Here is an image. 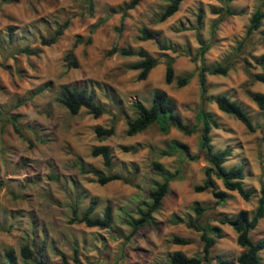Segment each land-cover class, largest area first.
I'll return each instance as SVG.
<instances>
[{
    "label": "rangeland",
    "instance_id": "1",
    "mask_svg": "<svg viewBox=\"0 0 264 264\" xmlns=\"http://www.w3.org/2000/svg\"><path fill=\"white\" fill-rule=\"evenodd\" d=\"M91 1L89 10L86 0H0V264H7L3 253L8 249L14 253L13 264H32L20 258L22 245L33 253L42 246L47 264H62L61 260L66 264H167V256L173 251L193 256L201 250L198 232L184 224L172 225L173 216L193 218L191 208L195 203L207 207L199 217L200 224L216 226L220 214L233 216L239 210L251 216L258 190L264 186V110L247 96V92L264 95V85L250 77L262 72L253 60L264 54V21L244 38L252 12L256 8L264 12V0H232L228 7L234 15L219 23L212 40L209 28L217 15L210 10L221 7L223 0H182L177 11L161 23H155L154 16L167 0H139L122 21L117 8L129 0ZM64 21L67 26L56 42L40 46L39 37H47ZM143 26L155 31L156 39L139 41L138 31ZM9 27L13 28L10 41ZM76 38L81 40L72 48L77 67L68 68L63 56ZM208 41L212 45L203 55L204 64L230 65L225 76L206 77L207 95H224L238 103L254 127L252 132L247 131L213 103L204 107L218 124L209 132L212 150L230 149L224 168L242 166V184L251 194L247 201L232 191L222 204H214L209 190H192L204 178L206 164L201 157L192 162L178 152L160 154L174 140L185 144L191 155L197 154L198 130L190 136L174 129L161 134L152 124L134 136L124 134L125 121L135 113L131 103L137 101L148 107L154 89L166 94L184 123L195 124L197 52L199 42ZM162 45L169 48L160 50ZM112 46L132 51L141 48L156 64L144 80L137 81V71L127 67L138 59L116 54L105 57ZM23 47L39 49V53L30 56L14 51ZM166 57L173 58L174 79L189 77L184 87L176 88L173 82L164 84ZM63 84L91 92L104 113L96 119L84 109L73 116L68 114L55 99ZM11 114L16 115L22 137L11 128ZM112 121L114 134L96 138L93 128L107 127ZM94 146L108 147L109 170L103 167L100 157L90 156ZM152 162L170 172L177 171L180 179L169 181L160 209L152 214L155 226L142 227L131 236L124 219L127 215L135 217L134 209L148 202V191L162 182V177L151 169ZM89 169L104 175L117 173L131 183L98 185L95 176L84 173ZM213 181L216 190H223L218 180ZM93 198L96 204L92 216H101L104 206H111L113 220L109 228L67 223L73 208L81 215ZM219 228L222 238L211 247L209 256L213 260L209 264H237L234 259L243 249L236 245L229 226ZM172 235L190 243L173 245ZM248 236L253 242L264 240V218ZM257 256L264 260V248Z\"/></svg>",
    "mask_w": 264,
    "mask_h": 264
},
{
    "label": "trees",
    "instance_id": "2",
    "mask_svg": "<svg viewBox=\"0 0 264 264\" xmlns=\"http://www.w3.org/2000/svg\"><path fill=\"white\" fill-rule=\"evenodd\" d=\"M182 0H167L161 11L154 16L155 23H161L167 18L172 16L178 9V5ZM232 0H223L221 7L217 9H211L210 13L217 15V17L211 22L209 28V38L212 40L215 36V31L219 23L227 16L234 15V12L230 10L228 4ZM139 0H129L127 3L119 6L117 12L120 13V21L126 16V12L131 10L138 4ZM89 10L92 8V1L86 0ZM197 22L200 21L201 15H197ZM264 21V12L260 8H256L248 19V25L245 30L244 38H248L254 31H256L261 22ZM67 21L56 25L54 30L47 36L39 37V45L47 46L56 42L57 38L61 35L62 31L66 28ZM13 28H8V40L10 41L11 32ZM157 37V33L146 27H141L138 31V40L147 41L154 40ZM261 40L264 42V33L261 35ZM81 40L76 38L71 48L67 50L63 56V61L68 68H76L77 62L72 54V48L80 43ZM85 44L89 43V39L84 41ZM212 41L206 43L199 42L197 57L199 64L195 67L196 82L198 89V106L194 114L195 124L190 126L184 123L178 114L175 112L173 102L166 96V94L159 90L154 89L151 94L150 104L145 107L141 102H132L131 105L134 108V116L131 119L125 121L124 134L128 137L134 136L143 132L150 125L155 124L158 132L166 134L170 129H174L185 136H190L198 130L197 138V154L191 155L187 149V146L178 141H170L168 150L160 151L161 155L171 156L178 152L181 157L189 161H196L199 157L205 162L206 166L203 168V181L200 185H194L192 187L193 192L200 193L209 190L212 196L215 198L214 204H222L227 197V192L234 191L244 201H247L250 197V192L244 189L242 184L243 168L240 165L232 166L230 168H224L223 163L230 156V149L225 147L216 151L212 150L210 144L209 132L210 129L218 128V124L210 112L205 110L207 103H213L217 110L232 116L235 120L241 123L247 131L252 132L254 127L250 123V120L242 107L235 101L229 100L224 95L208 96L206 90V77L207 76H225L229 70L228 62H221L218 64L206 66L204 64L203 55L211 47ZM168 46H159L160 50H167ZM16 53L24 55H36L39 53V49H28L23 47L18 50H14ZM118 55L120 57H136L138 60L128 65V69L137 71L136 80L142 81L146 78L148 72L155 66L156 60L152 58L146 51L139 48L132 51L130 48H117L112 46L104 54L105 57L111 55ZM254 63L262 69V72L251 74L252 80L260 82L264 85V54L259 55L254 60ZM245 62V61H244ZM173 58L166 57L164 60V74L163 82L168 85L174 83L176 88L184 87L189 77L173 78ZM245 66L248 68L249 64L245 62ZM248 98L256 105L259 110H264V95L256 92H247ZM56 102L66 109L68 114L76 115L80 109H84L87 114L96 119L104 113V109L94 101V96L91 92H87L84 88H77L73 85H60L56 94ZM11 128L13 132L22 137L19 133L16 124V115L11 114L9 116ZM116 120L115 117L113 121ZM107 127L95 126L93 133L98 139H105L111 137L114 134V123ZM91 157H100L102 165L105 169L109 170L111 167V156L107 146H94L90 149ZM151 169L162 177V182L155 183L153 188L148 191V202H143L140 206L134 209L135 217L127 215L124 219L125 225L130 229V235H134L140 228L147 226H155V221L152 216L157 212L161 206V200L168 191L169 181L178 180V172H170L163 168L160 163L152 162ZM84 173H90L95 176V182L98 185H104L111 181H120L124 184H130L131 180L117 173L102 174L99 171L89 169ZM213 179L219 180L223 190H216ZM95 199H90L87 208L81 215H78L76 210H71V216L68 219L69 224L82 223L86 227H94L98 229H107L110 227L113 215L110 205H105L101 216H92L95 209ZM194 217L187 216L186 220H183L177 216H173L170 220L172 225L184 224L187 228L192 229L199 234V241L201 243V250L193 256H186L180 251H173L167 256V264H209L213 258L209 251L215 244L216 239L222 238V233L219 225L229 226L235 234V243L243 250L235 257L234 261L237 264H264V260L261 261L257 254L264 248V240L260 239L255 242L251 241L248 233L253 229L259 220L264 218V186H260L258 190V198L256 200V206L251 216H249L246 210H239L233 216H227L220 214L215 220L216 226H209L208 224H200V215L207 210V207L194 204L191 208ZM3 227L0 226V230ZM170 242L173 245H188L190 242L188 239L172 235ZM73 255L76 257V249L73 250ZM19 256L23 261H30L32 264H47V257L43 253V247L39 246L35 253H33L28 246L22 245L19 248ZM3 258L7 264H13L15 262V256L12 250H6L3 253ZM76 260V258H74ZM62 264H66L61 260Z\"/></svg>",
    "mask_w": 264,
    "mask_h": 264
},
{
    "label": "crops",
    "instance_id": "3",
    "mask_svg": "<svg viewBox=\"0 0 264 264\" xmlns=\"http://www.w3.org/2000/svg\"><path fill=\"white\" fill-rule=\"evenodd\" d=\"M218 181H219V180H218ZM219 182H220V181H219ZM220 185H221V183H220ZM203 192H204V191H203ZM228 192H230V191H228ZM228 192H227V193H228Z\"/></svg>",
    "mask_w": 264,
    "mask_h": 264
}]
</instances>
